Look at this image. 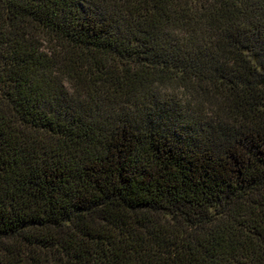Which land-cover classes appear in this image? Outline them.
Returning a JSON list of instances; mask_svg holds the SVG:
<instances>
[{
    "label": "trees",
    "instance_id": "16d2710c",
    "mask_svg": "<svg viewBox=\"0 0 264 264\" xmlns=\"http://www.w3.org/2000/svg\"><path fill=\"white\" fill-rule=\"evenodd\" d=\"M0 264H264V0H0Z\"/></svg>",
    "mask_w": 264,
    "mask_h": 264
}]
</instances>
